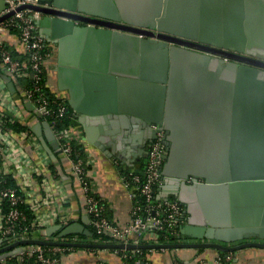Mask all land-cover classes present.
Returning a JSON list of instances; mask_svg holds the SVG:
<instances>
[{
  "label": "water",
  "instance_id": "water-1",
  "mask_svg": "<svg viewBox=\"0 0 264 264\" xmlns=\"http://www.w3.org/2000/svg\"><path fill=\"white\" fill-rule=\"evenodd\" d=\"M38 3L26 7L43 14L39 33L56 47L67 112L81 122L131 120L150 129L149 141L153 126L165 132L168 194L160 198L184 206L186 239L139 248H264V0ZM37 127L36 135L53 138L46 122ZM56 231L92 236L79 223L48 227L45 235ZM25 245L123 248L0 240V259Z\"/></svg>",
  "mask_w": 264,
  "mask_h": 264
},
{
  "label": "built area",
  "instance_id": "built-area-1",
  "mask_svg": "<svg viewBox=\"0 0 264 264\" xmlns=\"http://www.w3.org/2000/svg\"><path fill=\"white\" fill-rule=\"evenodd\" d=\"M2 1L4 8L0 11V18L7 14L10 15L0 20V66L3 68V73L0 71V240L6 244L20 240H43L57 244H77L79 242L76 237H46L45 231L49 226L68 225L67 211L64 210L59 215L52 212L45 213L39 205V201L43 202L40 194L31 197L28 203L29 197L26 200L23 190L18 187L21 185L30 188L33 185L34 176L40 172L32 160L21 161L17 157L20 154L23 156V151L16 145L18 142L17 137H14L15 134L23 133L22 136L29 137L31 133L28 130L17 133L7 129L8 124L16 122L21 125V122L17 115L18 106L13 97L16 95H12L2 82V76L6 75L15 84H18L20 80L30 82L28 88L20 89L19 85H16L20 90L19 97L30 104L36 115L47 123L57 143L58 152L70 161L73 175L84 193L85 212L89 225L96 234L107 236L123 245V248L114 249L121 256L122 264H147L143 258H139L140 248L126 247L132 241L133 235L138 237L142 232L166 231L173 240L170 243L185 242L186 238L180 237L182 235L180 229L186 224L184 208L177 201L154 198L155 187L163 182L161 167L167 155L165 132L153 126V130L157 131L155 138L147 145L146 160L142 170L139 173L128 171L125 175L121 174V182L130 191L133 199L132 220L124 227L113 224L105 214L104 204L94 194L85 179V166L88 163L79 158H72L75 136L70 134L69 127L64 130L58 128V117L68 113L66 99L58 95L51 97L44 90L46 85H43L42 80L45 78V62L52 56L54 45L47 43L39 33L38 22L43 14L26 7L40 4L38 0ZM21 7L24 8L20 9ZM8 34L16 36L22 47V53L27 56L26 60L13 58L12 48L5 40ZM31 139L33 143H36L35 138L31 137ZM34 147L38 146L34 144ZM9 156L13 157L12 162L21 169L18 178L6 166ZM8 180L12 181L14 187L7 185ZM42 188L46 190L48 185L42 184ZM136 196L143 199V205L138 204ZM4 206H7L6 210ZM21 206L27 207L33 215L28 226H24L27 216ZM134 242L140 244L138 239ZM170 243H160L155 240L152 244ZM72 248V246L63 245H31L22 247L21 251L13 256L0 259V264H61V256L71 251ZM229 259L231 255L226 256V260ZM7 260H11L10 263ZM175 264L179 263L175 262Z\"/></svg>",
  "mask_w": 264,
  "mask_h": 264
},
{
  "label": "crops",
  "instance_id": "crops-1",
  "mask_svg": "<svg viewBox=\"0 0 264 264\" xmlns=\"http://www.w3.org/2000/svg\"><path fill=\"white\" fill-rule=\"evenodd\" d=\"M5 40L12 50L23 54L16 36L8 34L5 36ZM56 70V47L54 46L52 56L45 62L46 87L51 94L65 98L67 107H69L68 91L58 88ZM1 72L3 73L2 66ZM2 82L8 88L3 78ZM11 83L15 91L17 86L13 80ZM10 93L14 95V92ZM13 97L18 106L17 115L21 125L31 133L29 137L22 136L23 133L15 134L14 137H17L18 142L16 145L23 151V156L20 154L17 157L21 161L32 160L40 172L34 176L33 185L30 188L21 185L18 187L23 190L26 200L29 197L28 203L31 197L40 194L43 202L39 201V205L43 212L59 215L66 210L70 224L79 223L88 228L89 219L85 212L84 193L80 183L73 175L70 161L63 158L58 152L54 138H47L43 130L40 131L41 136L34 133V131L38 132L37 126L44 120L36 115L31 105L27 106L28 103L18 99V96ZM69 117L70 134L75 136V143L81 147L83 160L88 163L85 179L94 194L104 204L107 218L120 227L130 224L133 199L130 191L121 182V172L137 171L143 167L151 135L150 129L128 119L123 122L119 119H109L105 122L89 119L88 122H81L78 119L79 116L71 110ZM31 137L35 138L36 143L32 142ZM40 137L43 138L44 145L40 142ZM34 144L38 147L35 148ZM8 158L6 166L18 178L21 169L12 162V156ZM45 183L48 185L46 190L42 188V184ZM166 194L168 192L162 182L159 186L158 197ZM136 239L137 236L133 235L132 241L128 244L129 248L139 245L134 242ZM114 244L118 245L116 242ZM219 252L210 248L147 249L143 255V261L147 264H175V262L179 264H264V248H244L236 252ZM227 255H231V259L226 260ZM60 261L61 264H122L121 256L116 250L96 247H74L71 251L64 253ZM7 262L10 263L9 260Z\"/></svg>",
  "mask_w": 264,
  "mask_h": 264
},
{
  "label": "trees",
  "instance_id": "trees-1",
  "mask_svg": "<svg viewBox=\"0 0 264 264\" xmlns=\"http://www.w3.org/2000/svg\"><path fill=\"white\" fill-rule=\"evenodd\" d=\"M11 53H12V56L13 58L15 59H19V60H26L27 56L24 55V54H20L14 50L11 49ZM0 71H1V66H0ZM42 83L43 85H46V78H43L42 80ZM17 86L19 85L20 89L23 87V88H28L29 85H30V82L28 81H24V80H20L18 82V84H16ZM44 90L47 92L48 95H50L51 97H55V95L51 94L49 92V90L47 89V87L44 86ZM14 94L16 96H20V90H18V87L15 88V91H14ZM20 98V97H19ZM21 101L24 102V100L22 98H20ZM67 105V104H66ZM68 108V107H67ZM58 121V128L64 130L66 128L69 127V123H70V117H69V113H65L64 115H62L61 117H58L57 119ZM7 129L11 130V131H14V132H23L25 130H27L26 127H24L23 125H20L18 123H11V124H8L7 125ZM73 153L72 154V158L73 159H76V158H79V159H82L83 160V156H82V150H81V147L79 145H77L76 143L73 145ZM87 170V166H85V172ZM142 170V168L138 169L137 172L139 173L140 171ZM128 172L127 171H123L121 172V174H127ZM9 182H7V185L8 186H11V187H14V184L12 183V181L8 180ZM158 190H159V186H156L155 189H154V198L157 199L159 198L158 197ZM136 200L138 202V204L140 205H143L144 204V201L141 197L139 196H136ZM183 208L184 206L182 204H180ZM7 209V206H4V210ZM21 209H23V211L25 212L26 216H27V222H25L24 226H28L30 224V221L32 220V217L33 215L31 214V212L27 209V207H24V206H21ZM187 214L185 213L184 214V219L187 220ZM68 224H70V222H68ZM91 233H92V236L91 237H87V236H84V235H81V234H74V235H68V236H65V238H70V237H76L77 239H79V242H83V243H89V244H114L115 242L108 238L107 236H103V235H98L94 232L93 228L88 225V228H87ZM58 233L59 231H56L51 237H55V236H58ZM181 238L185 239L186 237H184L183 235H180ZM137 239L139 240V245L140 246H143L142 244H148V243H151L153 241H157V242H160V243H170V242H173V240L171 239V237L169 236V234L166 232V231H155L153 233H150V232H142L140 236L137 237ZM82 244V243H81ZM139 245L135 248H139ZM31 245H25V246H22V247H29ZM42 246H47V245H42ZM74 248V247H73ZM72 248V249H73ZM131 249V248H130ZM140 252H141V256H139V258H143V255L147 252V249H143V248H140ZM219 253H225V252H219ZM11 260H9L10 262Z\"/></svg>",
  "mask_w": 264,
  "mask_h": 264
}]
</instances>
